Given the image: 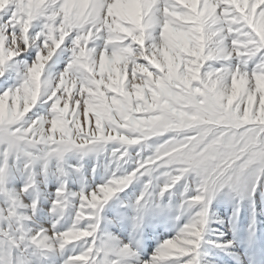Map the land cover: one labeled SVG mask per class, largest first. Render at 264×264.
<instances>
[{
    "label": "snow or ice",
    "instance_id": "snow-or-ice-1",
    "mask_svg": "<svg viewBox=\"0 0 264 264\" xmlns=\"http://www.w3.org/2000/svg\"><path fill=\"white\" fill-rule=\"evenodd\" d=\"M0 264H264V0H0Z\"/></svg>",
    "mask_w": 264,
    "mask_h": 264
}]
</instances>
